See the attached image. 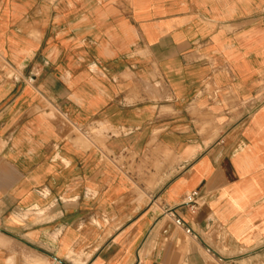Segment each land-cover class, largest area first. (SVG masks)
<instances>
[{"label":"crops","instance_id":"1","mask_svg":"<svg viewBox=\"0 0 264 264\" xmlns=\"http://www.w3.org/2000/svg\"><path fill=\"white\" fill-rule=\"evenodd\" d=\"M0 264H264V0H0Z\"/></svg>","mask_w":264,"mask_h":264},{"label":"built area","instance_id":"2","mask_svg":"<svg viewBox=\"0 0 264 264\" xmlns=\"http://www.w3.org/2000/svg\"><path fill=\"white\" fill-rule=\"evenodd\" d=\"M199 200H200V194L198 191L189 193L185 197L184 205L189 209V212L193 215H195L197 211L200 209ZM168 213L171 214L172 218L174 219V224L179 229H181L186 236L197 239L196 234L182 219L176 217L172 211Z\"/></svg>","mask_w":264,"mask_h":264}]
</instances>
